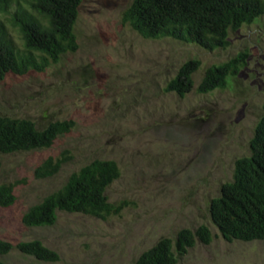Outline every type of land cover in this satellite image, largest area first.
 I'll list each match as a JSON object with an SVG mask.
<instances>
[{"label": "rangeland", "instance_id": "374dc122", "mask_svg": "<svg viewBox=\"0 0 264 264\" xmlns=\"http://www.w3.org/2000/svg\"><path fill=\"white\" fill-rule=\"evenodd\" d=\"M132 0H83L74 25L75 53L43 73L7 75L0 81V115L27 118L37 128L72 119L74 126L48 149L0 154V184H15V202L0 207V239L39 240L59 259L43 262L16 249L6 264H132L160 238L205 225L211 241L196 240L176 264H264V239L226 241L208 205L231 181L234 161L249 154L248 141L264 101V14L229 33L225 49L208 51L170 38L144 39L121 22ZM14 8H11L13 12ZM15 44L21 41L9 29ZM246 52V64L226 88L184 97L163 92L186 60L200 68ZM68 151L70 160L50 178L34 168L46 156ZM94 159L113 160L119 177L108 201H129L106 220L57 212L49 227H27L23 212L55 191Z\"/></svg>", "mask_w": 264, "mask_h": 264}, {"label": "trees", "instance_id": "16d2710c", "mask_svg": "<svg viewBox=\"0 0 264 264\" xmlns=\"http://www.w3.org/2000/svg\"><path fill=\"white\" fill-rule=\"evenodd\" d=\"M83 0H0V81L7 75L43 73L61 57L75 53L78 42L74 25ZM11 8H14L11 12ZM264 14V0H132L123 10L121 22L144 39L170 38L212 51L229 45V33L249 25ZM21 41L18 47L9 29ZM246 52H239L220 64L206 67L195 86L200 61H184L168 79L163 92L184 97L194 89L207 94L224 89L246 64ZM74 120H56L42 128L27 118L0 115V154L50 148L59 136L71 132ZM249 154L234 161L232 180L221 184L208 205L209 218L228 242L264 239V101L262 113L248 141ZM70 160L68 151L46 156L33 170V177H53ZM113 160L94 159L72 172L66 181L21 216L27 227L55 224L57 212L81 213L106 220L119 214L129 201H108L107 187L119 177ZM15 184H0V207L15 202ZM211 241L205 225L194 231L181 229L175 238H160L132 264H176L195 241ZM16 249L43 262H56L58 254L39 240L15 244L0 239V256ZM0 264H6L0 260Z\"/></svg>", "mask_w": 264, "mask_h": 264}]
</instances>
